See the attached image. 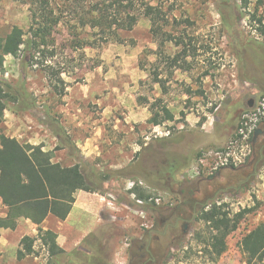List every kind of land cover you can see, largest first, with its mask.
Instances as JSON below:
<instances>
[{"label": "rangeland", "instance_id": "1", "mask_svg": "<svg viewBox=\"0 0 264 264\" xmlns=\"http://www.w3.org/2000/svg\"><path fill=\"white\" fill-rule=\"evenodd\" d=\"M96 1L0 0V35L18 27L25 42L0 76L14 86L24 80L34 102L23 111L9 105L0 132L51 152L62 167L78 166L97 188L75 194L65 221L50 216L40 225L61 253L50 256L37 227L20 220L0 232V264H125L130 239L151 226L156 206L178 203L181 188L195 191L197 177L217 179L224 159L247 154L263 121L264 0H144L159 9L163 35L138 14L130 32L91 28ZM41 8L59 22L29 56L32 15ZM176 57L187 64L171 65ZM163 108L173 120L156 125L151 118L163 119ZM213 203L230 216L248 210L226 240L230 260L203 256L207 227L196 220L163 264L243 261L240 238L264 224V167ZM24 237L34 239L33 251L20 256Z\"/></svg>", "mask_w": 264, "mask_h": 264}, {"label": "trees", "instance_id": "2", "mask_svg": "<svg viewBox=\"0 0 264 264\" xmlns=\"http://www.w3.org/2000/svg\"><path fill=\"white\" fill-rule=\"evenodd\" d=\"M153 1V0H152ZM147 18L155 34H162L157 27L160 16L159 9L145 3L144 0H98L90 11L91 28H116L132 31L138 16ZM44 15V8L39 14L32 15L33 39L27 41L26 51L31 56V49L45 46L47 38L51 36L58 20ZM49 18V19H48ZM23 31L14 27L5 35H0V75L4 73L3 66L8 56L17 57L25 42ZM171 39L168 37L167 41ZM181 42V41H180ZM176 43L177 45H180ZM249 50L255 52L251 47ZM264 61V56L257 53ZM171 65L182 66L187 64L185 58L168 59ZM256 63V62H255ZM155 82L159 83L157 77ZM9 105L17 110H26L34 106L28 100L24 89V80L16 85L5 81L0 76V126L4 120V113ZM164 116L160 119L154 113L151 120L159 125L173 120V115L163 108ZM94 183L90 182L78 166L62 167L59 163L52 162V153L45 152L40 146L22 144L16 139L7 137L0 132V202L5 208V213L0 216V232L2 230L16 229L20 220H26L37 227L42 243L48 247L50 256L61 253L56 244V235L51 231H43L40 225L48 217L58 221H65L75 203V194L78 191L95 192ZM138 200H148L143 192L137 194ZM225 206L213 203L208 210L203 209L197 220L207 227V237L204 241L202 254L210 261H216L227 252L226 240L234 233L248 210L230 216ZM23 249L20 256L30 255L33 251L34 239L24 237ZM239 251L246 264H264V224L245 234L239 241Z\"/></svg>", "mask_w": 264, "mask_h": 264}, {"label": "flooded vegetation", "instance_id": "3", "mask_svg": "<svg viewBox=\"0 0 264 264\" xmlns=\"http://www.w3.org/2000/svg\"><path fill=\"white\" fill-rule=\"evenodd\" d=\"M257 131L254 136V132ZM243 134V132L241 131ZM241 152V151H240ZM264 167V122L251 131L247 154L240 153L234 159H224L214 177H197L191 191L181 188L179 202L168 206H156L154 219L139 237L129 241L125 264H163L174 245H179L190 233L200 212L210 206L220 193L241 191ZM229 172L231 175H222ZM218 181L215 186L214 181ZM157 220V223H155Z\"/></svg>", "mask_w": 264, "mask_h": 264}, {"label": "built area", "instance_id": "4", "mask_svg": "<svg viewBox=\"0 0 264 264\" xmlns=\"http://www.w3.org/2000/svg\"><path fill=\"white\" fill-rule=\"evenodd\" d=\"M263 122H264V118H263ZM250 231H251V230L247 231L245 234L249 233ZM245 234H244V235H245ZM244 235H243V236H244ZM243 236H242V237H243ZM242 237H241V238H242ZM241 238H240V240H241ZM232 251H234V250H232ZM236 251H237V250H236ZM232 255H234V254H231L230 250L227 249V252L222 256V258L224 257V258H226V259L228 258V259L230 260V258H231ZM238 261H239V262H236V264H246L244 261H241V259L238 260Z\"/></svg>", "mask_w": 264, "mask_h": 264}, {"label": "water", "instance_id": "5", "mask_svg": "<svg viewBox=\"0 0 264 264\" xmlns=\"http://www.w3.org/2000/svg\"><path fill=\"white\" fill-rule=\"evenodd\" d=\"M257 131L254 132V136L256 135Z\"/></svg>", "mask_w": 264, "mask_h": 264}]
</instances>
